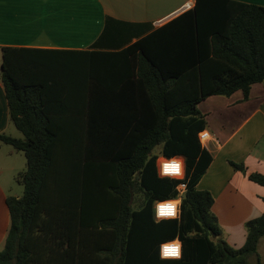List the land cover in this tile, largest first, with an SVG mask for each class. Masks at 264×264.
<instances>
[{
    "label": "trees",
    "instance_id": "1",
    "mask_svg": "<svg viewBox=\"0 0 264 264\" xmlns=\"http://www.w3.org/2000/svg\"><path fill=\"white\" fill-rule=\"evenodd\" d=\"M1 66L21 135L0 139L25 168L15 176L22 193L6 197L0 264H260L264 208L235 247L221 236L212 194L196 186L211 160L196 105L238 89L247 98L264 78L263 5L195 0L120 49L4 45ZM157 144L185 156L179 220L154 219V201L174 197L179 181L158 174ZM229 162L264 185L263 173ZM175 236L181 258L162 259L160 242Z\"/></svg>",
    "mask_w": 264,
    "mask_h": 264
},
{
    "label": "crops",
    "instance_id": "2",
    "mask_svg": "<svg viewBox=\"0 0 264 264\" xmlns=\"http://www.w3.org/2000/svg\"><path fill=\"white\" fill-rule=\"evenodd\" d=\"M239 1L264 6V0ZM194 3L195 0H0V133L21 135L9 120L1 80L2 46L86 48L98 41L101 49H120ZM196 107L205 119L202 129L209 132L204 144H200L211 155L196 186L210 191L211 209L222 228L221 236L238 247L246 237L244 222L264 208V185L235 169L229 159L243 162L247 172L264 174V78L251 84L247 98L238 89L228 95L210 94ZM155 147L152 152L157 154V166L166 155L161 152V144ZM172 155H180L185 161L183 154ZM24 168L23 153L0 139V247L9 226L6 197L22 193L23 186L14 190L13 186L20 184L15 176ZM257 251L260 264H264V233L257 241Z\"/></svg>",
    "mask_w": 264,
    "mask_h": 264
},
{
    "label": "clouds",
    "instance_id": "3",
    "mask_svg": "<svg viewBox=\"0 0 264 264\" xmlns=\"http://www.w3.org/2000/svg\"><path fill=\"white\" fill-rule=\"evenodd\" d=\"M184 174V163L181 159L173 158L162 164L161 175L170 178H182ZM157 215L161 218H173L179 220L181 212L179 204L172 201L161 202L157 205ZM180 247L178 242H169L161 246V258L180 259Z\"/></svg>",
    "mask_w": 264,
    "mask_h": 264
},
{
    "label": "built area",
    "instance_id": "4",
    "mask_svg": "<svg viewBox=\"0 0 264 264\" xmlns=\"http://www.w3.org/2000/svg\"><path fill=\"white\" fill-rule=\"evenodd\" d=\"M197 137L200 143L204 144V141L209 137V132L206 129H200L197 132ZM173 158H177V159H181L184 163V174L182 178H178L179 181L176 183L175 185V189H176V195L174 197H169V198H158L154 201L153 207H154V217L160 219L161 217H159L157 215V205L161 202H166V201H172V202H176L179 204L180 199H181V195L184 193V191L186 190V180H185V161L184 158L180 155H171V156H162L158 162H157V171L158 174L161 175V167L162 164L166 161H170ZM178 242L181 245V240L178 236H175L174 238L171 239H166L163 240L162 242H160L159 245V252H160V256H161V246L164 244H167L169 242ZM180 254H181V247H180Z\"/></svg>",
    "mask_w": 264,
    "mask_h": 264
},
{
    "label": "rangeland",
    "instance_id": "5",
    "mask_svg": "<svg viewBox=\"0 0 264 264\" xmlns=\"http://www.w3.org/2000/svg\"><path fill=\"white\" fill-rule=\"evenodd\" d=\"M14 131L20 134V132H19L16 128H14ZM3 145H4V144H3ZM156 148H157V147H155V148L153 149V151H154ZM15 157H17V156H15ZM15 187H19V188L22 189V185H20V184L18 185V184H16V183H14L13 190L15 189Z\"/></svg>",
    "mask_w": 264,
    "mask_h": 264
}]
</instances>
